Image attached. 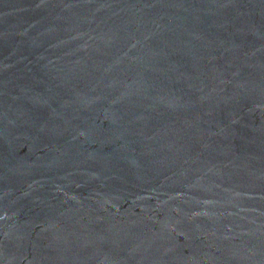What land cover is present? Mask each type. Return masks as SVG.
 Wrapping results in <instances>:
<instances>
[{
    "label": "water",
    "instance_id": "1",
    "mask_svg": "<svg viewBox=\"0 0 264 264\" xmlns=\"http://www.w3.org/2000/svg\"><path fill=\"white\" fill-rule=\"evenodd\" d=\"M0 264H264V0H0Z\"/></svg>",
    "mask_w": 264,
    "mask_h": 264
}]
</instances>
